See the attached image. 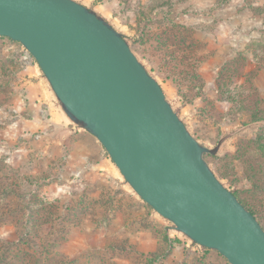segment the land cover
Here are the masks:
<instances>
[{
    "label": "rangeland",
    "instance_id": "obj_1",
    "mask_svg": "<svg viewBox=\"0 0 264 264\" xmlns=\"http://www.w3.org/2000/svg\"><path fill=\"white\" fill-rule=\"evenodd\" d=\"M76 1L123 36L264 227V0ZM50 88L0 36V264H230L145 203L98 140L53 143ZM231 120L257 131L232 139Z\"/></svg>",
    "mask_w": 264,
    "mask_h": 264
},
{
    "label": "water",
    "instance_id": "obj_2",
    "mask_svg": "<svg viewBox=\"0 0 264 264\" xmlns=\"http://www.w3.org/2000/svg\"><path fill=\"white\" fill-rule=\"evenodd\" d=\"M0 36L35 59L66 114L102 145L134 192L230 264H264V227L123 36L76 0H0Z\"/></svg>",
    "mask_w": 264,
    "mask_h": 264
},
{
    "label": "crops",
    "instance_id": "obj_3",
    "mask_svg": "<svg viewBox=\"0 0 264 264\" xmlns=\"http://www.w3.org/2000/svg\"><path fill=\"white\" fill-rule=\"evenodd\" d=\"M264 73L261 71L260 74ZM211 87L216 86V80L215 78H207L205 79V86L203 89H209ZM51 89V88H50ZM216 89V87H215ZM215 92L218 91V89L214 90ZM198 99V98H197ZM51 105L52 108H54V113L56 116H58V121H53L52 123H49L47 121H41L43 128L49 131V137L52 139L53 143H61L69 140L70 136L74 133L77 132V134H83L85 136H88L89 138L95 140V142L98 143L97 139L86 129L81 127L79 124L74 122L63 110L61 104L59 103L58 100H55L51 98ZM233 124V128L231 131L228 132L235 140H240V139H248L251 138L252 135L254 136L255 132L257 131V128H251L250 125L257 123V121H252L249 124L242 125L240 124L237 120H231ZM77 126V127H76ZM83 128V129H82ZM64 135L65 137H63ZM231 138V137H230ZM74 152V151H73Z\"/></svg>",
    "mask_w": 264,
    "mask_h": 264
},
{
    "label": "trees",
    "instance_id": "obj_4",
    "mask_svg": "<svg viewBox=\"0 0 264 264\" xmlns=\"http://www.w3.org/2000/svg\"><path fill=\"white\" fill-rule=\"evenodd\" d=\"M233 193L238 197V195L236 194V192H234L233 191ZM238 199L243 203V205H245L252 213H253V215L257 218V215H256V213L251 209V208H249L239 197H238ZM258 219V218H257Z\"/></svg>",
    "mask_w": 264,
    "mask_h": 264
}]
</instances>
